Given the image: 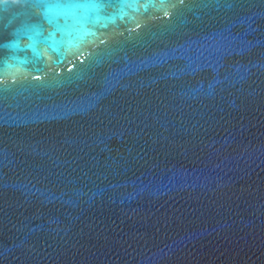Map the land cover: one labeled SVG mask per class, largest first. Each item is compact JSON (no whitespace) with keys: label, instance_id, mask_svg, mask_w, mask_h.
Listing matches in <instances>:
<instances>
[{"label":"water","instance_id":"water-1","mask_svg":"<svg viewBox=\"0 0 264 264\" xmlns=\"http://www.w3.org/2000/svg\"><path fill=\"white\" fill-rule=\"evenodd\" d=\"M0 264H264V0H0Z\"/></svg>","mask_w":264,"mask_h":264}]
</instances>
